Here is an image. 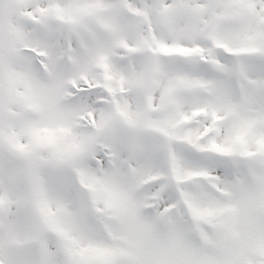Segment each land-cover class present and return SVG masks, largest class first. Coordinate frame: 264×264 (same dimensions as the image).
<instances>
[{
  "label": "snow or ice",
  "instance_id": "obj_1",
  "mask_svg": "<svg viewBox=\"0 0 264 264\" xmlns=\"http://www.w3.org/2000/svg\"><path fill=\"white\" fill-rule=\"evenodd\" d=\"M0 264H264V0H0Z\"/></svg>",
  "mask_w": 264,
  "mask_h": 264
}]
</instances>
